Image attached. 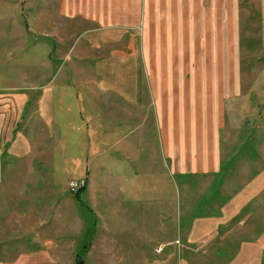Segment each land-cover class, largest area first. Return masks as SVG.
<instances>
[{
    "label": "crops",
    "instance_id": "crops-1",
    "mask_svg": "<svg viewBox=\"0 0 264 264\" xmlns=\"http://www.w3.org/2000/svg\"><path fill=\"white\" fill-rule=\"evenodd\" d=\"M108 1L107 10H103L110 18L112 15V25L95 29L101 31L97 37L102 39L98 41L93 35L97 32L88 34L90 41L96 43L87 44L91 54L79 48L84 55L74 56V69L45 76L44 84L29 88V98L24 102L26 112L14 107L11 97L2 99L5 105H0V184L5 146L6 157L11 159L6 161L8 172L11 168L29 176L44 168L52 177L61 168L65 171V190L72 179L87 180L79 193L70 192L59 203L46 204L53 210L50 220L56 211L60 217L58 231L42 235L33 225L27 238H36L37 248L16 246L11 253L7 247V253L9 250L15 256L7 263H22L27 255L26 260L32 263L35 259L30 257L36 254L35 264H82L81 260L83 264H98L94 245L106 242L112 246V264H154L149 256L155 251L161 254L157 264H175V259L176 264H196L190 260L198 251L196 247L205 248V253L211 249L209 252L214 254L213 248L221 246L224 239L233 238L238 249L239 238L246 232L255 237V228L261 222L264 135L237 137L240 144L235 152L232 147L222 149L212 108L200 104L183 113L175 102H157L154 98L150 101V95H154L149 94L151 70L141 41L137 39L136 43L137 36L131 35L127 46L130 53L118 49L119 32H135L137 15H145L146 9H139L138 1L142 0H137V4L135 0ZM164 1L170 2L172 13L181 12L179 0ZM229 1L219 0L220 8L224 6L227 14L237 15L238 0H232V10ZM195 3L189 0L186 13L195 9ZM259 4L264 37V0H259ZM85 7L89 14L96 15V9ZM72 8L67 3L65 12ZM165 8L159 12L169 14V7ZM79 41L75 47L80 46ZM98 42L112 47V56L97 55L95 49L101 45ZM110 57L112 62H107ZM53 59L48 54L46 61L52 64ZM65 59L69 61V57ZM95 62L105 64V69H109L106 64L112 63V86L107 84L105 75L110 72H102L101 66L93 65ZM81 63L90 66L83 67ZM122 64L124 71L114 70ZM138 69L142 71L143 86ZM37 125L41 127L38 133ZM21 126L27 130H21ZM37 142L43 143L42 148L56 144L58 152L36 150ZM231 166L236 167L237 175L231 172ZM56 185L54 182L51 190ZM182 190L191 191L183 210ZM53 192L51 200L55 198ZM245 209L248 214L244 216ZM194 210L196 215L192 216ZM86 220L104 233L98 238L92 235L82 249L74 250L73 236L85 229ZM72 222L76 229L65 231L66 224ZM245 223H249L247 228ZM16 235L12 238L18 239ZM58 236L59 247L54 240ZM256 239H260V234ZM132 254L139 258L129 263L125 256Z\"/></svg>",
    "mask_w": 264,
    "mask_h": 264
},
{
    "label": "rangeland",
    "instance_id": "rangeland-1",
    "mask_svg": "<svg viewBox=\"0 0 264 264\" xmlns=\"http://www.w3.org/2000/svg\"><path fill=\"white\" fill-rule=\"evenodd\" d=\"M107 1L0 0V105H5L2 99H7L6 97L9 96L14 101V107H19L21 113L26 112L24 102L27 103L29 98L31 92L29 88L33 89L34 85L44 84L45 76H53L60 70L66 72L70 67L74 69L77 65L74 56L84 55L79 53V48L91 54L88 45L95 42L90 41L91 37L88 34L101 26L112 25V15L110 18L103 10V8L107 10L105 6L109 3ZM158 1L142 0V3L138 1L139 9L140 7L146 9V14L137 15V29H133L135 32L132 30L119 32L120 51L127 50V53H130L127 46L132 38L131 35L137 36L136 43L140 40L144 47L151 70L148 82L149 94L151 92L154 94L150 95V101L154 98L157 102L162 100L175 102L181 105L183 113H188L187 109L190 107L194 109L196 105L206 104L212 108L214 125L219 140H222V149L232 147L231 150L235 152L240 144L237 137L263 136L264 37L261 34L263 26L260 22L262 9L259 0H238V7L236 8L235 5L237 15L227 14L224 6L220 8L219 0H193L196 2L195 9L189 14L186 13L189 0H179L181 8L179 14L172 13V5L170 7L168 4L170 2ZM67 3L69 8L74 7L69 13L65 12ZM135 3L137 4V0ZM175 4L178 6V2ZM88 5L92 10L96 9L98 14L94 16L85 11V6ZM231 5L232 0L229 1L230 10H232ZM166 6L169 7V14L160 13L159 10L166 9ZM142 17L144 20H141ZM95 32H97L93 34L95 40L102 39L97 37L101 31ZM79 39L80 46L75 47L76 40ZM98 43L101 45L95 49L97 55L105 53L104 56L107 58L112 56V47L108 45L104 47V43ZM48 54L54 58V63H47ZM65 57H69V61ZM110 58L107 62H112V57ZM79 65L85 67L89 64ZM93 65L101 66L102 72L105 70L111 73L105 75H108L107 84L112 86V63L106 64L109 69L102 68L105 65L102 63L95 62ZM124 66L116 65L114 70L124 71ZM137 72L139 82L143 86L142 71L138 69ZM102 87L104 88L103 85ZM40 129L41 127L37 125V133ZM21 130L26 131L27 127L21 126ZM4 131L7 133L6 128ZM42 146L43 143L37 142L36 150L44 152L47 149L58 152L56 144H47L46 148ZM7 154L8 150L5 146L2 158L4 173L1 175L0 184V264H11L6 261L15 257L9 250L7 253V247L10 248L11 253L16 246L37 248L36 238H27V234L32 233L33 225L39 228L38 231L42 235L46 231L55 234L61 225L60 217L56 211L50 220V213L53 210L46 204L59 203L63 195L74 193L69 189V184V190H65L63 169L58 168L59 173L52 177L48 176L44 168L29 176L19 174L16 169L11 168H8V172L6 161L11 159L7 158ZM229 168L231 172L236 173L235 166ZM47 169L49 172L48 167ZM54 182L57 185L55 190H51ZM51 191L55 194L53 200L49 199ZM190 192L182 190V210L187 200L186 195H190ZM260 202L261 222L255 228V237H249L246 232L239 238L238 249L233 243V238L224 239L225 242H222L221 246L216 247L217 249L213 248L216 251L214 254L209 252L211 249H207L205 253V248L196 247L198 251L190 256L191 263L264 264V185ZM251 209L250 207L248 210ZM33 210L35 213H29ZM244 211L245 216L248 211L246 209ZM193 212L192 216H195V210ZM44 216L46 217L42 218ZM247 225L249 226V223H245L246 228ZM75 229L73 222L66 224L64 228L65 231ZM99 229L100 227L89 225L86 220L85 229L73 236L76 243L74 250L82 249L92 235L96 238L100 237L104 231ZM202 231L205 229L203 228ZM16 234L18 239L12 238ZM258 234L260 239H256ZM54 240L59 247L60 237ZM94 248L99 258L98 264H112V252L109 253V250H112L111 244L96 242ZM160 255L155 251L149 257H152L151 259L155 260L154 264H157ZM125 257L129 259V263L139 258L137 254ZM27 258L29 255L24 256L22 263L14 264H35L38 255L32 254L30 258L35 259L32 263L28 262ZM81 263L83 264V260Z\"/></svg>",
    "mask_w": 264,
    "mask_h": 264
},
{
    "label": "built area",
    "instance_id": "built-area-1",
    "mask_svg": "<svg viewBox=\"0 0 264 264\" xmlns=\"http://www.w3.org/2000/svg\"><path fill=\"white\" fill-rule=\"evenodd\" d=\"M86 185H87L86 178H81V179H78V180H72V181L69 182V189L72 192L76 193V192H78V190H80L81 188H83Z\"/></svg>",
    "mask_w": 264,
    "mask_h": 264
},
{
    "label": "trees",
    "instance_id": "trees-1",
    "mask_svg": "<svg viewBox=\"0 0 264 264\" xmlns=\"http://www.w3.org/2000/svg\"><path fill=\"white\" fill-rule=\"evenodd\" d=\"M85 188V186L83 187V188H81L80 190H78V192H76V193H79L82 189H84Z\"/></svg>",
    "mask_w": 264,
    "mask_h": 264
}]
</instances>
